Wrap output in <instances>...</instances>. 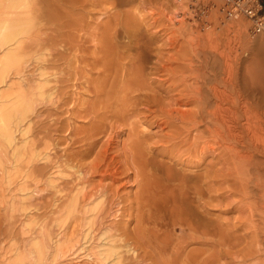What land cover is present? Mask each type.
Instances as JSON below:
<instances>
[{
    "label": "rangeland",
    "instance_id": "obj_1",
    "mask_svg": "<svg viewBox=\"0 0 264 264\" xmlns=\"http://www.w3.org/2000/svg\"><path fill=\"white\" fill-rule=\"evenodd\" d=\"M260 1L264 13V0ZM113 3L116 0H48L49 38L43 44L26 49L20 73L0 86L5 100L15 93L34 91L40 84L47 95V100L37 102L34 114L24 123L23 133L15 134L21 151L24 147V158L13 165L7 154L2 159L3 166L0 165V264H8L11 250L27 243V239L30 241L32 236H29L35 231L36 235L47 232L48 237L50 233L49 238H55L53 242L57 244L58 241L62 247V257L54 262L50 259L47 264H105L95 254L96 244L103 236H108L117 247L120 257L116 264L190 263L189 257L193 255L189 249L203 248L199 244H183V237L182 241L177 237L182 231L185 234L184 229L176 226L169 229L171 232H164L154 230L153 225L154 232H162L157 236L151 233L159 235L156 241L153 240L156 237L147 233L151 227L146 215L153 204L149 207L143 200L144 206L137 198L136 191L140 189L135 174L145 169L140 166L142 170L136 171L139 156L135 158L133 152L137 150L147 159L154 158L157 165L151 167L166 169L168 165L175 173L200 175L199 184L207 191L196 197L198 201L193 203H197L194 205L198 208H194L199 213L205 211V216L209 214L207 217L210 216L217 227L236 229L237 235L249 234L240 227V222L249 224L243 223L244 217L255 210L240 208L244 203L249 206L253 198L243 196L235 186L239 179L227 173L224 156L218 154L216 143L211 144L215 142L213 137L206 134L209 136H202V140L201 136H196L197 140V131L191 123H185L176 110L188 114L198 112L199 106L193 101L198 87L207 94L210 88L218 87L219 91L231 96V85L250 57L254 56L259 66L264 62V32L252 35L251 23L243 16L224 17L217 0L211 3L205 0H124L120 6ZM49 28L52 29L49 31ZM138 51L146 55V60L142 61ZM230 100L225 102L226 107H231ZM241 106L239 101L237 108ZM208 144L213 146L208 148L210 150L202 148ZM129 152L135 154L136 164L132 158L129 162ZM108 163H112L111 166ZM124 164L133 167L132 170ZM104 168L116 169V177H103L99 172ZM142 177L144 180L148 176ZM234 187L240 193L233 190ZM83 194L92 199H87L86 203L80 199L79 210L95 207V213L86 215L78 210L67 224L56 223L70 197ZM248 237H244L245 242ZM159 238L168 242H162L166 248L158 243ZM216 238L210 239L215 242ZM179 240L183 245H179ZM151 241L154 244H150ZM241 244L245 243H240L239 249ZM214 246L212 244L214 249L220 248ZM132 247L135 251H131ZM212 247L206 244L207 249Z\"/></svg>",
    "mask_w": 264,
    "mask_h": 264
},
{
    "label": "bare ground",
    "instance_id": "obj_2",
    "mask_svg": "<svg viewBox=\"0 0 264 264\" xmlns=\"http://www.w3.org/2000/svg\"><path fill=\"white\" fill-rule=\"evenodd\" d=\"M112 1L114 2V0H112ZM123 1L124 0H116V3L120 6V5H123ZM47 2H48V0H0V86H3V84H6L12 75H18L20 73V67L24 63V54H25L24 51H27L26 49L31 48V47L33 48V46L39 45L40 43L47 41L46 40L47 34H49V32L47 33V30H48L47 25H48V21H49L47 18L48 16L46 15L48 12V4H49V3L47 4ZM73 2H72V6L75 5ZM116 3L115 4L113 3V4L116 5ZM69 4H71L70 1H69ZM220 13H222L224 15V13L222 11H220ZM224 17H225V15H224ZM238 17H232V18H227V19H236ZM50 29H52V28H49V31H50ZM262 32H264V30H262L259 33H262ZM259 33H256V34H259ZM253 35H255V34H253ZM137 42H136V44H138ZM262 43H264V41H262ZM262 43H260V44H262ZM145 47H144V49L141 48L140 51H142V49H143V51H145V49L147 48V47L146 48ZM140 51H138L137 54L142 59V61L146 60V55L145 56L141 55ZM145 53H146V51H145ZM143 54H144V52H143ZM252 58H254V56L250 57V60H248L247 63L242 68L243 70H241L240 72L237 73V77L235 79L236 81L234 82V85H231V88H230L231 89V96L228 95L230 93H228V94L226 93L227 95H225V93L222 92V90L219 91L220 89H217L218 87L217 88L216 87L210 88V94H207L205 91L203 92V90H198L199 87L198 88L196 87L197 88V91L195 93L196 96L194 95L195 98L193 101H196L195 104L197 103L199 106L198 112H196V114H191V113L188 114L186 112H181L179 110H176V114L180 115L181 119L183 121H185V123H189V124L191 123V127L193 128V130H195V132L197 131L195 138H196V136H197V138H199L201 136L200 138L202 140V136L204 137V135H206V134H209L210 136L213 137V138L212 137H210V138H212L213 139L212 141H215V142H213L211 144H213V146H214V144L216 143L215 144L216 146H214V147L217 148L218 154L224 156V161H225L224 164H228V169H226L227 173L230 175H233V177H235L236 180L237 179L240 180V181L239 180L236 181L235 186H238L237 188L240 189L239 191L242 192L243 196L245 195L246 197L253 198V199L250 198L251 203L249 201V203H248L249 206H245L244 205L245 203L242 201L244 204L242 205V208L239 207L241 210L246 209V207H250V208H248V209H250V211L255 210V213H253V214L250 213L249 217H246V216H245L246 218L244 217V219L245 220L247 219V221H245L244 219H241V220H244L243 223H249V224H245V225L243 224L242 225V222H240L241 223L240 227H243L244 230L249 232V234L245 233V234H248L246 236H249L248 237L249 239L246 238V240H248V241H246V242L244 241L245 240L244 237H246V236L244 235L243 232H241L243 234L240 233L239 235H237V234H235L236 229L230 231L231 229H229V230L224 229L223 228L224 226L221 228L217 227V225H215L216 222H214L215 223L214 224L209 219L210 216L207 217L209 214L205 216V215H203L206 213L205 211H204V213L203 212L199 213L197 211L198 209L196 210V208H194L196 206L194 204H197V203H193V202H195V200L198 198V196H200V197L203 196L205 194V192L207 191V190L206 191L203 190L205 188L204 185L201 186L199 184L200 175L196 176L197 175L196 173H195L196 175H194L192 173L193 176H188V175H183L180 173H175L171 170L172 167L169 168V166L167 164L166 165L168 167L166 166L165 167L166 169H160L159 168L160 166L151 167V166H153V164L157 165L156 164L157 162L154 161L153 157L150 159H147V157L145 158L144 157L145 155L143 156L141 154L142 152L140 150L133 152L136 154L135 158L137 156H139L138 157L139 160L137 158V160L139 161V164H138L137 163L138 161H136V159L134 160V158H133L135 154H131L132 152L131 153L129 152L131 154V155L129 154L130 155L129 156V158H130L129 162H132L131 160L133 159V163H135V161H136L137 164L136 163L135 164L138 165L137 166L138 169L136 171L139 172L140 170H142L141 168H143V167L145 168L144 170L140 171L138 174L134 173L135 170L133 173L136 175L135 178L138 179L139 183L137 184V186L141 190L140 191L137 189V191H136L138 193L137 198L142 200V203L144 206L146 205V203H144V201H146L147 204H149V207H151L150 205L153 204V206H152L153 208L151 207V209L148 210V214L146 215V213H145L146 217L150 221V224H149V221L146 220L148 225H150L149 227L152 228V226L154 225L153 226L154 230L155 229H158V230L161 229L164 232H166L169 229L170 230L175 229L177 226V227H179L178 229H184L185 234L187 233V235H186L187 237L185 236L183 231L181 232V234L179 233L180 236L177 237L181 241H182V237H183V239H184L182 241L183 244H187V243L192 244L193 243V244L202 245L203 249L198 248L199 246L198 247L196 246L197 249H195L193 251H190V249H189V252H191L193 255V257L192 256L189 257L188 261H190V263H193L194 261H195V263H197L198 258L202 254L209 253L206 257L201 256L202 259L199 262L202 264H264V62H262V65H261V62H259L261 65V66H259V64H256V63H258L257 59L254 58L256 60V61L254 60V63L256 62L254 64L252 61ZM256 65H258V66L255 67ZM140 66H141V64H140ZM140 69H141V67H140ZM213 76H214V80H215L216 74ZM224 81H225V79H224ZM40 85L39 86L37 85L38 86L37 88H35L36 87L35 86L33 89L34 91L27 90L29 92L15 93L10 98H7L8 97L7 96L6 100H5V98L3 99L4 96H2L0 94V165L3 164L2 159L7 154L10 155L9 160L11 163H13V165H14V163L16 164L19 161L21 162V157H22V155H24L22 153L24 151L23 150L24 147L22 148V151H21V149H20L21 147H19L20 145L19 146L17 145L18 140L16 139L15 134L17 132L23 131L22 128L25 125L24 123L26 121L28 122V120L31 118L30 115L35 110V106H36L37 102L38 101L43 102V100L47 96L45 89L43 90V88H42L43 86H40ZM223 90H224V88H223ZM209 95L211 97H209ZM48 98H49V95H48ZM210 98L214 99V101H212V103L210 102L211 101ZM228 99L229 100L231 99L230 101L232 102V104H231V102H229L231 104V107L225 106V102L229 101ZM45 100H47V99H45ZM239 101L242 102L243 107L242 106H241V108L238 107L239 108L238 109L237 106L239 104ZM127 112H128V110H127ZM132 113L137 114V112H134V111H132ZM196 118H197V120H196ZM123 119H125V118H123ZM124 121H126V120H124ZM102 124H100V125H102ZM91 125L92 124H90V126ZM104 125L105 124H103V127H104ZM124 125H125V123H124ZM122 126H123V124H122ZM199 126H201V128H199ZM93 127H95V125H93ZM97 127H98V125H97ZM109 128H110V126H109ZM192 128H191V130H192ZM94 130H96V129H94ZM99 130H101V129H99ZM88 131H89V129H88ZM102 131H103V129H102ZM21 133H23V132H21ZM178 133H180V132H178ZM93 134H95V133H93ZM99 134H101V133L99 132ZM209 135H206V136H209ZM108 137H109V135H108ZM188 142H190V141H188ZM206 142H208V140L205 141V143ZM209 143H210V140H209ZM110 144H111V142H110ZM211 144H208L207 146H203L202 148L203 149L212 148L213 146ZM122 146H120V147H122ZM123 147H122L123 151L126 150V149H124L125 147L124 148ZM104 148H105V146H104ZM215 148L213 150H215ZM208 150H210V149H208ZM211 151H212V149H211ZM211 156H212V154H211ZM22 158H24V157H22ZM31 159H32V157H31ZM151 159H153L151 162H154L152 164L149 161ZM109 162H111V161H109ZM133 163H131V165ZM110 164H112V163H110ZM110 164L108 163L109 166H111ZM135 164L132 166H135ZM17 165L14 167H17ZM163 165H161L162 168H164ZM229 165H230V167H229ZM124 166L127 167V169L129 167L128 164L127 165L124 164ZM140 166H143V167L140 168ZM148 166L151 168H149ZM226 167H227V165H226ZM109 168H111V167H109ZM120 168H121V166H120ZM132 168L133 167H131L130 169L132 170ZM108 169H105L103 172L100 170L102 173L101 172H99V173L103 177H109L111 179H113V177H116V175L118 173L116 169H118V167L115 170H112V169L108 170ZM143 171H144V174H145V172L147 174L146 175L142 174ZM97 172H98V169H97ZM115 173H116V175H115ZM134 174H133V176H135ZM138 175H139V178L137 177ZM142 176H144V177L148 176V177H145V179L142 180V178H143ZM140 177H142V178H140ZM114 179H116V178H114ZM141 180L143 181V184L140 183ZM202 180H203V178H202ZM135 181H137V180H135ZM225 181H226V179H225ZM238 181H239V184L237 183ZM240 183H242V184H240ZM229 187H230V185H229ZM205 189H207V188H205ZM235 189H236V187H234L233 190H235ZM230 190L228 192H230ZM237 191L238 190L236 189V192ZM231 193H234V192H231ZM86 195L83 194L82 197H80V195H75L73 197H70V200L68 201L66 207H64L65 209L63 210V213H61V215H60L61 217H59V219L56 218V219H58V221L56 223L63 226L67 222V220H70V218L73 217V215L76 212H78V210L80 209L78 207L81 205L82 201L85 202L87 199H92L91 196H86ZM135 198H136V195H135ZM242 198H244V197H242ZM80 199H82V201H80ZM83 199H85V200H83ZM250 199H248V200H250ZM79 201H80V205H79ZM196 201H198V199ZM252 201H253V203H252ZM192 203H193V205H192ZM143 207H142V209H143ZM146 207L148 208V206H146ZM234 208H236V207H234ZM234 208L232 210H234ZM199 209H201L200 206H199ZM248 209H246V210H248ZM94 210H95V207H93L91 209H84L83 208V211H82V209L79 211L80 212L82 211L83 214L88 215L87 214L88 212H90V213L94 212L95 213ZM144 210L145 209H143V211ZM256 212H257V214H256ZM96 215H98V213ZM84 217H87V216H84ZM141 217H142V215H141ZM144 217L145 216H143L142 218L144 219ZM146 217H145V219H147ZM237 218L239 219V217H237ZM241 218H243V217L241 216ZM85 220H86V218H85ZM142 220H140V221H142ZM143 221H145V220H143ZM251 222H252V224H250ZM89 224L90 223H88V225ZM90 226H91V224H90ZM156 226H157V228H155ZM221 226H222V224H221ZM147 227H146V229L144 227V230H148L149 227L148 228ZM151 228H149V231H147V233L152 235V237H156L157 234L160 235L161 231L157 232L158 231L157 230L154 232V230L152 228V230H153V232H152ZM243 229L241 228L242 231H243ZM170 230L168 232H171ZM35 232H34V235L37 234ZM144 232H146V231H143V233ZM45 233L47 235V232H45ZM87 233L89 234V232H87ZM151 233H154V235L156 233V236H154ZM29 234H31V233H29ZM29 234L27 236H29ZM38 234H42V233H38ZM85 234H86V232H85ZM169 234L170 233H167V235H169ZM34 235L32 232V235L29 236V237L32 236L30 239V241L32 240L31 242L28 241V239H27V243H25V244L22 243L23 245L21 246V244H20V246L18 245L19 247L16 245L17 247H14V249L11 250V256H10V260L8 261V264H47L48 260L51 259L50 261L54 262V260H56V258L63 255L62 254V247L60 246V244H58V241L56 244L55 243L56 241L53 242V240L55 238L53 240L51 238H49L50 233H49V237H48V235L47 236L46 235L34 236ZM52 235H54V233ZM104 235H106V234H104ZM140 235L143 236V234H140ZM159 235H158V237H159ZM164 235H166V233ZM158 237H156L157 239H153L150 237L149 238L156 241V240H158ZM213 237L214 238L217 237L215 239L216 240L215 242L211 241V239ZM135 238H137V237L135 236ZM139 239H140V237H139ZM159 239L161 241V238H159ZM209 239H210V242H209ZM85 240H84V242H85ZM144 240H146V239H144ZM180 240L178 242L179 245L180 244L183 245L182 243H180ZM140 241H141V239H140ZM160 241L158 243L159 244L161 243V245H162L163 240L161 242ZM166 242H163V243H166ZM242 242L245 244H241V249H239L240 247L238 248V246H240L239 244ZM112 243H113V241H112ZM112 243L108 239V236H103L101 238L100 242L98 244H96L98 249L96 248L97 252L95 251L96 252L95 254L98 255V257H100V260L104 261L105 264H107L108 262L109 263L111 262V264L112 263L113 264L118 263V262H116V260L118 259L119 253L117 251V247H115V245ZM150 244H154V243H152V241H151ZM155 244H156V242H155ZM159 244H156V245H158V247H159V246H161ZM166 244L162 245V247L165 246V248H166ZM206 244H211V247H212V244H214L215 246H220V248H218V247L216 248L214 246L215 249L213 247L211 249H207L209 247L206 248ZM143 245H142V248H143ZM147 245H148V243H147ZM156 245H154V246H156ZM242 245H244V246H242ZM126 246H127V244H126ZM204 246L206 249H204ZM234 246H236V249ZM121 247H123V245ZM187 247H189V246L187 245ZM242 248H243V250H242ZM163 249H164V247H163ZM232 249H235V250L233 251ZM160 250L158 249L157 251H160ZM181 250H182V248H181ZM131 251H135V249L132 247ZM133 254L136 255L135 252ZM137 254H139V253H137ZM135 257L139 258V256H135ZM130 260H131V258H130ZM186 261L187 260H185V262ZM191 261H193V262H191ZM139 262L143 263L141 261H139ZM190 263H188V264H190ZM200 263H197V264H200ZM146 264H148V263H146ZM184 264H187V262Z\"/></svg>",
    "mask_w": 264,
    "mask_h": 264
},
{
    "label": "built area",
    "instance_id": "obj_3",
    "mask_svg": "<svg viewBox=\"0 0 264 264\" xmlns=\"http://www.w3.org/2000/svg\"><path fill=\"white\" fill-rule=\"evenodd\" d=\"M197 2L199 0H191ZM212 2L213 0H205ZM220 2V11L226 18L245 17L250 21V33L256 34L264 30V13L260 0H217Z\"/></svg>",
    "mask_w": 264,
    "mask_h": 264
}]
</instances>
